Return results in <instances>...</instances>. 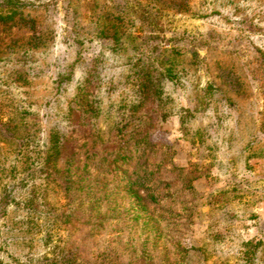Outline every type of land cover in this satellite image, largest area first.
Here are the masks:
<instances>
[{"label": "rangeland", "instance_id": "1", "mask_svg": "<svg viewBox=\"0 0 264 264\" xmlns=\"http://www.w3.org/2000/svg\"><path fill=\"white\" fill-rule=\"evenodd\" d=\"M126 2L157 25L127 16L121 42L99 35L89 14ZM20 3L0 6V261L66 264L79 250L93 261L109 251L118 264H264V0ZM157 70L159 107L140 114L160 150L158 181L183 195L164 208L127 173L96 201L53 181V138L70 131L85 87L107 140L130 119L121 108L139 101V79ZM173 169L193 170L192 193ZM133 192L147 196L138 218Z\"/></svg>", "mask_w": 264, "mask_h": 264}, {"label": "trees", "instance_id": "2", "mask_svg": "<svg viewBox=\"0 0 264 264\" xmlns=\"http://www.w3.org/2000/svg\"><path fill=\"white\" fill-rule=\"evenodd\" d=\"M4 1L0 6L21 7L20 0ZM115 8H118V11L102 8L100 10L101 14L93 13L88 16L95 23L96 32L99 35L112 38L116 43L121 42L127 34V30H125L127 28V16L133 22L136 19L138 23L147 27L157 25V19L155 21L151 20L150 10L145 9L138 2H126L124 6L119 3ZM16 14H19V10L14 11L9 16ZM2 20L3 14H0V21ZM129 23H131L130 20ZM75 43H80L76 37L73 40V44ZM164 77L165 74L157 70L155 73L147 74L139 79L136 93L139 101L129 109L121 108L131 113L130 119L116 126L107 140L101 137L98 131L95 119L100 114V106L93 96L91 87L87 85L85 87L86 100H82L79 104L70 108V131L65 134H56L53 138L49 150L51 154L46 161V165L52 169L51 179L57 183L61 181L62 184L66 185L65 190L68 193H73L76 190L84 191L88 198L96 201L104 197L101 192L105 196L108 194L110 182L113 183L112 188H117L118 191V186L125 184L119 176L124 175L126 177L128 174L132 179L127 183L140 186L147 192V195L156 199L154 201H157L159 206L165 208V205L178 199L180 191L178 189L174 190L173 187L175 186L173 184L163 186L158 181L162 163V160H159L160 150L156 143L149 140V128L146 126V119L149 117L140 114L141 111L147 112L150 103L159 107L162 94L161 83ZM123 107H126V105ZM159 114L162 118L166 116L164 111ZM130 127H132V130L129 132ZM262 128L264 131V125ZM131 169L132 173L130 172ZM192 171L190 169L186 171L172 170L173 174L177 176V182H182L184 191L189 193L193 191L192 181L197 179L196 174H192L194 173ZM196 173L201 175L198 171ZM189 178L192 179L189 180ZM129 193L131 194V192ZM133 195H135L137 204L132 207V213L134 212L133 215L138 218L146 207V204L142 201L146 195L142 196L139 192H133ZM180 195H183V193ZM113 198V194H110L109 199ZM162 216L164 219L166 218L165 214H162ZM80 255L79 250H76V252L72 250L71 254L64 258L66 264H118V256L111 254L109 251L104 253L101 259L94 261L82 260L79 257ZM185 257H188V253L185 254ZM0 264L3 263L0 261ZM142 264L157 263L151 257L143 256Z\"/></svg>", "mask_w": 264, "mask_h": 264}]
</instances>
